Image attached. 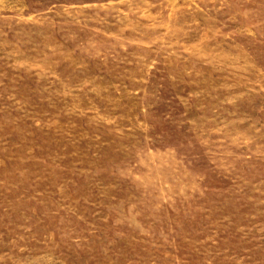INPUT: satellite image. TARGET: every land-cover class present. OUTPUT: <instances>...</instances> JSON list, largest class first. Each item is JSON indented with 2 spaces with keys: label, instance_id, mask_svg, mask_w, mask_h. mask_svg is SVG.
<instances>
[{
  "label": "rangeland",
  "instance_id": "1",
  "mask_svg": "<svg viewBox=\"0 0 264 264\" xmlns=\"http://www.w3.org/2000/svg\"><path fill=\"white\" fill-rule=\"evenodd\" d=\"M0 264H264V0H0Z\"/></svg>",
  "mask_w": 264,
  "mask_h": 264
}]
</instances>
